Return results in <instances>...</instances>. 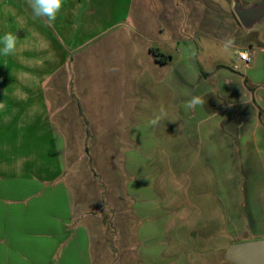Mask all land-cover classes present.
I'll list each match as a JSON object with an SVG mask.
<instances>
[{"label":"crops","instance_id":"crops-1","mask_svg":"<svg viewBox=\"0 0 264 264\" xmlns=\"http://www.w3.org/2000/svg\"><path fill=\"white\" fill-rule=\"evenodd\" d=\"M236 1L254 0H64L49 24L14 0L15 31L42 43L36 66L0 81V198L18 201L0 230L16 255L23 231L30 264H151L160 147L217 145L240 175L260 161L264 22L244 30ZM194 96L203 105L186 108Z\"/></svg>","mask_w":264,"mask_h":264},{"label":"rangeland","instance_id":"rangeland-1","mask_svg":"<svg viewBox=\"0 0 264 264\" xmlns=\"http://www.w3.org/2000/svg\"><path fill=\"white\" fill-rule=\"evenodd\" d=\"M14 5V0L0 5V37L11 33L16 38L15 54L0 56V81L27 74L36 66L42 48L41 42H35L34 31H15ZM259 27L264 29V24ZM4 102L10 109L16 106L14 100L4 98ZM188 144L183 140L176 148L159 149L151 185L156 194L152 200L160 204L161 213L149 212V235L151 250L163 248V255L151 264H233L223 257L229 244L264 238V148L257 149L259 162L249 156L246 164L239 165L240 175L234 169L237 165L218 162L225 156L217 145L208 149ZM259 181L262 188H255ZM0 201V207L7 209L18 202L10 196ZM10 231L0 230V264H30L26 239L30 232L20 233L16 255Z\"/></svg>","mask_w":264,"mask_h":264},{"label":"water","instance_id":"water-1","mask_svg":"<svg viewBox=\"0 0 264 264\" xmlns=\"http://www.w3.org/2000/svg\"><path fill=\"white\" fill-rule=\"evenodd\" d=\"M232 11L246 31L264 22V0H254L247 5L236 1ZM223 257L233 264H264V238L233 242L227 246Z\"/></svg>","mask_w":264,"mask_h":264},{"label":"clouds","instance_id":"clouds-1","mask_svg":"<svg viewBox=\"0 0 264 264\" xmlns=\"http://www.w3.org/2000/svg\"><path fill=\"white\" fill-rule=\"evenodd\" d=\"M64 0H29V5L32 9L34 17L46 18V22L51 24L57 19V14L60 12L63 6ZM234 41L228 39L223 46L224 52H229ZM0 56L8 57L15 54L16 50V38L11 33H5L0 37ZM204 101L199 96H194L185 105L186 108H194L196 105H203ZM161 119L160 116H156L151 122L157 124Z\"/></svg>","mask_w":264,"mask_h":264},{"label":"built area","instance_id":"built-area-1","mask_svg":"<svg viewBox=\"0 0 264 264\" xmlns=\"http://www.w3.org/2000/svg\"><path fill=\"white\" fill-rule=\"evenodd\" d=\"M237 57L246 62L249 60V53L246 50H242V51H237Z\"/></svg>","mask_w":264,"mask_h":264},{"label":"trees","instance_id":"trees-1","mask_svg":"<svg viewBox=\"0 0 264 264\" xmlns=\"http://www.w3.org/2000/svg\"><path fill=\"white\" fill-rule=\"evenodd\" d=\"M160 56L158 57L159 61H163V59H166L169 55H163V54H159Z\"/></svg>","mask_w":264,"mask_h":264}]
</instances>
